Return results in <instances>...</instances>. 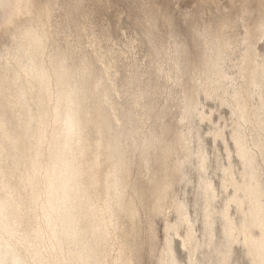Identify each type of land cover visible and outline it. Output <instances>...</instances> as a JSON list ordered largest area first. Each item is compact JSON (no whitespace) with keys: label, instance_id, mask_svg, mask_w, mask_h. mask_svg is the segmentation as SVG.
I'll list each match as a JSON object with an SVG mask.
<instances>
[{"label":"bare ground","instance_id":"bare-ground-1","mask_svg":"<svg viewBox=\"0 0 264 264\" xmlns=\"http://www.w3.org/2000/svg\"><path fill=\"white\" fill-rule=\"evenodd\" d=\"M79 1L63 0L42 8L34 0H0V156H11L7 164L22 170L19 181L15 176L17 182L0 179L5 193L0 195V264H107L109 249L120 247L117 242L122 241L121 237L115 241L120 223L117 212L133 206L124 202L129 185L125 144H134L145 157L159 143L150 121L186 74V48L169 25L162 27V19L169 16L165 17L161 0H141L136 16L139 29L116 37L108 24L95 22L96 0ZM198 1L206 6L192 19V26L202 45L203 65L192 80L198 81V95L229 106L230 135L242 168L237 171L231 164L222 168V187L233 192L218 209L215 187L206 177V147L195 122L208 116L201 98L195 99L198 95L182 99L178 103L181 128L188 147L187 163L198 171L203 228L198 236L184 204L173 234L180 236L184 224L190 229L181 240L188 249L187 264H235V243L245 247L249 264H264V56L248 40L252 24L247 13L253 0H235L242 12L234 17L227 12L216 14L213 0ZM254 1L264 7V0ZM258 23L254 28L261 33L264 24ZM90 122L98 132L99 125L112 130L113 150L108 153L114 152L117 158L109 178L105 172L110 191L102 207L91 197V184L88 190L82 182L81 153L89 152L83 151ZM212 134L215 140L225 139L222 127L214 128ZM34 140L42 148L35 149ZM21 141L23 149L18 153ZM7 174L2 173L3 178ZM103 196L98 197L105 200ZM233 205L237 217L230 211ZM18 216L26 219L21 232L14 226L22 221ZM218 216L223 234L219 241L215 233ZM165 252L164 264H183L172 238ZM116 258L110 264H123L125 258Z\"/></svg>","mask_w":264,"mask_h":264},{"label":"rangeland","instance_id":"rangeland-1","mask_svg":"<svg viewBox=\"0 0 264 264\" xmlns=\"http://www.w3.org/2000/svg\"><path fill=\"white\" fill-rule=\"evenodd\" d=\"M62 1L63 0H34L35 4L42 8L54 7V5L57 4V2H62ZM80 1L82 2L83 0ZM161 1H162V7H164L165 17L169 16V19L166 20L162 19V22L160 21L162 27L164 28V25H167L168 28L169 25L170 29H172L174 36L178 40L182 41L184 47L186 48L187 61L184 62V64H186V70H185L186 74L181 84L177 87H174L175 90L173 96L171 95V98H168L170 100H166L168 103L167 102L163 103L165 106L163 105L161 112H159L158 110V113L153 114L152 116L150 122H152V125L154 126V128H156V131L158 133L157 135L158 138H160V140L159 143L157 141V145L155 143V145L153 146L154 150L152 149L149 150V153L147 152L149 156L146 154L144 157V155L140 153V149L134 147V144L124 143L125 145H127L125 146V152H124V157L127 159V161L126 160L125 161L127 162V168H128L127 169L128 171L126 170L127 182L129 184L127 186V192L128 191L130 192L128 193L129 195L126 192L125 198L127 196L126 198L127 200L124 198L125 199L124 202L126 203L127 201L128 202L126 203L127 205L133 204V206L131 207L135 210H133L130 206L124 205L127 206L126 208L128 207L131 208V210L128 208V210L122 212V210L125 209L123 207L122 210L119 209L120 214H118L117 212V220L118 223L120 222L119 223L120 225L118 224L116 229L118 233L117 232L115 233L117 236L115 237L117 238V240L115 241L117 242L121 237L120 240L122 241L120 242L118 241L117 243L119 244L120 247H122L121 244H123V247L120 249L117 243H116L117 245L116 244L115 245L118 248L114 246L115 250L116 249L122 250V251L119 250L121 253H119V251L117 250H116L117 252L113 250L114 251L113 253L111 248L109 249L108 251L109 255L108 254L107 255L111 256L109 257L110 260L108 261L107 260L108 256L104 255L107 264L108 262L109 264L112 263L116 257H118L119 259L122 257L121 258L122 260L123 258H125L123 260V264H164L165 256H166V252H165L166 246L171 238L173 239V247L175 249L176 254L178 255V257L180 258L183 264H187L188 249L183 246L181 240L186 237L187 233L189 234L190 229L189 227L187 228L186 224H184L180 228V234H181L180 236L173 234L174 232L172 230L176 225L177 221H179L178 212L180 210V207H182V205L184 204L187 207L186 212L188 213V217H189L188 219L191 221V223H193V229L196 231L198 236H201L202 233L203 205H202V198L198 194L199 191L198 183H197L198 171L195 168L194 164L187 163L188 147L185 139L183 138V132L181 128L182 110L180 108L181 107L180 104L178 103H181L182 99L184 98L193 99L199 93V91H197L198 81L196 80L193 81L192 79H196L194 78L195 76L194 74L198 76L197 72H200V70H202V65H203L201 60L202 45H200L199 42L196 40V33L194 26H192V19L202 14V7L204 8V6H206V3L201 4L200 1L198 0H161ZM88 2L91 3L93 2V0H88ZM95 2H96L95 22H97L98 26L108 24L111 27L113 31L112 33L114 34L115 37L124 32L130 33L135 28H136L135 30L139 29V26H136L138 25L136 22V16L139 14L138 12L140 11L141 0H104V1L102 0V2L100 1L98 2V0H96ZM212 2H213L212 5L216 9L215 10L216 14H223L224 12H227L234 17L235 15L239 16L242 12V10H240L239 7L238 9L236 8V5L239 4H237L235 0H213ZM247 14L249 17L248 22H250L249 26L251 24L253 25L250 26L251 29L249 30L250 31L248 35L249 43L253 45L252 47L253 49H255L257 52H259L261 55L264 56V28H263V32H261L262 34L259 33L258 29L254 28V23H258V21H259L258 23L259 25L264 24V20H263L264 7L260 8L257 5L256 1L253 0L249 2ZM257 32L259 34H257ZM254 34L258 35V37ZM198 97L201 98L203 108L206 111L208 118L204 121H200L196 119L195 122L199 126L200 133L202 135L206 147V156H207L206 177L213 183L215 187L216 195H217V198L215 200V205L219 209L223 206L228 194H231L233 192L232 188H228L227 190H224L222 187V176H223L222 168L227 167L229 164H231L233 167H235L237 171H239L242 168V166L240 163V159L237 156L235 143L230 135L232 114L229 106L222 104L219 100H216L211 96L206 95L205 97L203 94H199L195 99H198ZM162 117H164V119ZM89 124H88L89 127H87L88 129L86 130V134L88 132L89 134L87 136L85 135L87 139L86 142L88 143H84V151H83V152L85 151L86 152L89 151V152L86 154L81 153L84 154L81 155L82 169L86 171V172L82 171V175H84L82 176V180H83L82 182H84L83 183L84 186L85 184H87L86 185L87 189L88 186L91 184L90 185L91 187L89 186L91 190L88 189L91 191V197L94 203L98 207L100 206L102 207L105 205L104 203L108 199L105 196H108V192L110 191L108 190V188L110 189L109 187L110 185L108 186V183L105 181L108 180L110 176L109 171L113 166L112 164L117 159V158L115 159V155L113 154L114 152L110 151L109 152L110 154L108 153V150H113V146L111 145L113 143L112 142L113 137L111 136V133L113 132H111L112 130L106 125H99L100 127L102 126L101 128L102 132L101 131L98 132V129L95 127L94 123L90 122ZM216 127L224 128L225 139H216V140L214 139L212 131ZM15 128L16 127H14V130H16ZM108 133L110 137L108 138L110 140L106 138L108 136ZM100 134L103 137L100 136ZM34 142L36 141L34 140ZM37 142L34 144L38 146ZM21 143L22 141L20 142L19 148L16 149L18 153H21L20 151L23 149ZM34 144L33 147L35 146ZM3 145L6 146L7 149L11 147L9 144L8 145L3 144ZM40 145L41 144H39L38 147H34V148L35 149L37 148V150H39L41 147ZM42 146L44 148V144H42ZM99 146L101 149L99 148ZM6 152L7 151L3 150V154H5ZM91 152L94 153L93 155H95V157L91 154ZM8 156L7 157L6 156L4 157V155L0 156V168L2 170V172L0 171L1 172L0 179L5 181L8 178L11 179L10 181L12 182H17V179L20 177L19 174L22 177L21 174L22 170L17 166H13L15 170L11 169L10 166H12V163L7 164L8 162H10L9 157L11 159V156L9 157ZM105 156H107L108 159H106ZM101 157L103 159H101ZM87 160H89L88 163ZM141 160L144 161L145 163L142 162ZM45 161L46 159L44 158V162ZM46 163L47 162H45V164ZM90 163L92 164L90 165ZM86 167L89 169L87 170ZM7 172L10 174H7ZM105 172H108V174H106ZM2 173L5 175L7 174V176L3 178ZM96 173L98 174V177L96 176L97 175ZM105 174L108 176V178H106L107 176ZM12 175L14 176L12 177ZM102 175L104 177H102ZM15 176H17L18 178L17 177L15 178ZM91 177L94 178L92 179ZM20 178L18 179V181L20 180ZM103 178H104V182H103ZM90 179L93 182H91ZM94 179H96L97 182L96 180L94 181ZM92 184L96 186L93 187ZM104 185L105 187L108 186V188L106 187L107 188L106 189ZM104 190L106 192H104ZM93 192L96 194L94 195ZM3 194L5 195L4 191L1 190L0 188V195H2V197L4 196ZM102 195H104L103 199L106 198L105 200H102L101 198ZM98 199H100V201H98ZM129 202L131 204H129ZM29 205L32 204L30 203ZM134 211L135 213H133ZM230 211L233 216L235 217L238 216L237 210L234 205L231 207ZM121 212L123 214H121ZM124 213L126 215H124ZM32 214L33 212L31 213V215ZM130 215H132L133 217L132 216L130 217ZM18 217L21 218L22 221H20V223L18 222V224H15L14 226L17 227L18 231H20L22 226L24 227L22 222H25L23 221V219L25 218H22L20 216ZM33 219L35 225L36 221L34 216ZM221 223L222 221L218 216L215 224V233H216L217 241L221 240L223 237ZM189 224L190 223H188V226ZM118 228H122V229H118ZM119 230H122V232L120 231V233L122 234H119ZM126 250L128 251L126 252ZM115 253H119V255L116 254L115 256ZM120 254L121 255L124 254V255L120 256ZM112 255L113 257H115L114 260L112 259L113 258ZM233 259L235 264H249L248 259L245 256V247L241 243H235L233 245ZM116 260L118 259L116 258ZM124 261L126 263H124Z\"/></svg>","mask_w":264,"mask_h":264}]
</instances>
